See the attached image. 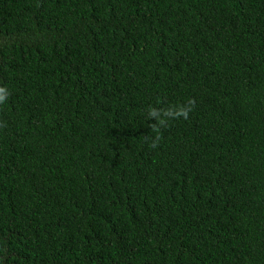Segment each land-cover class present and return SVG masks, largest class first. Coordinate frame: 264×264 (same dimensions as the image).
Segmentation results:
<instances>
[{"label": "trees", "instance_id": "16d2710c", "mask_svg": "<svg viewBox=\"0 0 264 264\" xmlns=\"http://www.w3.org/2000/svg\"><path fill=\"white\" fill-rule=\"evenodd\" d=\"M0 87V264H264V0H0Z\"/></svg>", "mask_w": 264, "mask_h": 264}, {"label": "clouds", "instance_id": "9594fccd", "mask_svg": "<svg viewBox=\"0 0 264 264\" xmlns=\"http://www.w3.org/2000/svg\"><path fill=\"white\" fill-rule=\"evenodd\" d=\"M9 93L4 87H0V104H3ZM195 99H189L186 103L180 105H171L167 108H156L150 106L147 111L148 120H154V123L149 125L152 132L155 133V137L151 139L150 147L156 148L159 145L161 137V129L168 126L169 119H179L183 118L187 120L189 118V113L194 109ZM4 125H0L2 127ZM148 139V137H145Z\"/></svg>", "mask_w": 264, "mask_h": 264}]
</instances>
